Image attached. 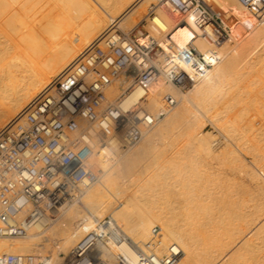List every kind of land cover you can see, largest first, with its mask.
<instances>
[{
    "label": "bare ground",
    "instance_id": "1",
    "mask_svg": "<svg viewBox=\"0 0 264 264\" xmlns=\"http://www.w3.org/2000/svg\"><path fill=\"white\" fill-rule=\"evenodd\" d=\"M208 1L233 9L238 19L234 40L219 47L221 61L200 80L187 85L185 92L160 77L144 99L141 90L126 94L121 99L123 107L140 102L153 115L143 140L123 153L129 148H124L120 136L107 137V143L98 146L90 157L99 171V180L72 192L68 200L51 210L55 216L48 210L26 237L0 236V252L33 254L45 264H68L72 247L98 229V221L109 215L115 220L113 231L119 240L109 231L102 235L92 252L96 264H122L118 258L136 264L139 250H147L152 241L156 225L163 230L159 251L174 252L177 256L173 264L263 263L256 241L264 237L260 235V229H264V172L260 174L258 167L248 165L251 162H243L234 147L231 157L228 155L230 162L225 161L228 152H221L220 141L201 130V114L194 110L193 103H201L204 107L200 105V109L205 112L217 108L210 119L222 121L233 130L236 123L230 112L242 102V93L234 92L236 85L248 82L263 88L259 85L264 80L260 72L252 78L250 74L264 62V15L251 11L239 0ZM151 2L0 0V131L89 45L112 30L137 26L148 14ZM176 15L170 4L160 5L155 19L143 32L159 37L160 26L170 31L178 46L194 42L204 52L214 47L198 35L199 28L190 16L185 24L176 26ZM131 82L124 74L118 77L107 89L110 102L117 101ZM251 85L248 87L254 88ZM166 93L177 98L176 107L166 105ZM249 121L254 124V119ZM158 134L162 146L149 152ZM185 135L188 141L182 144ZM210 158L232 164V173L212 166ZM241 193L248 194V199ZM234 226L239 229H232ZM49 250L52 253L46 255Z\"/></svg>",
    "mask_w": 264,
    "mask_h": 264
},
{
    "label": "built area",
    "instance_id": "2",
    "mask_svg": "<svg viewBox=\"0 0 264 264\" xmlns=\"http://www.w3.org/2000/svg\"><path fill=\"white\" fill-rule=\"evenodd\" d=\"M264 15V0H239ZM177 11L176 26L190 16L200 33L214 47L201 51L194 43L178 46L168 29L160 36L138 24L129 31L112 30L89 45L72 65L54 79L40 95L0 131V236L24 238L48 211L68 200L75 190L99 180L90 157L107 137L120 136L124 147L143 139L151 114L137 102L122 106L126 94L141 90L144 99L163 77L178 88L200 80L222 59L219 47L234 40L238 21L233 9L208 0H154L144 18L155 19L160 5ZM124 74L131 84L117 101L110 102L107 89ZM173 107L171 93L163 97ZM83 119L86 124H81ZM55 216V215H54ZM71 249L68 264H96L92 255L99 239L109 231L119 240L115 220L107 215ZM116 230V229H115ZM162 227L156 225L147 250H139L136 264H173L176 254L159 251ZM115 232V234H114ZM119 263L126 261L118 258ZM0 264H45L33 254L0 252Z\"/></svg>",
    "mask_w": 264,
    "mask_h": 264
},
{
    "label": "rangeland",
    "instance_id": "3",
    "mask_svg": "<svg viewBox=\"0 0 264 264\" xmlns=\"http://www.w3.org/2000/svg\"><path fill=\"white\" fill-rule=\"evenodd\" d=\"M141 0H138V2H140ZM154 0H152V2H153ZM151 2V3H152ZM151 3H150V5H151ZM150 22V19H147V21H144V17H143V19L141 20V22L139 23V24H141L140 26L142 27L143 25V28L144 29H147L148 30V28L146 27L147 26V23H149ZM133 27H135L133 24L132 25H130L129 27H126V28H120V29H122V30H125V31H129L130 29H132ZM232 43H234V42H232ZM262 63H259V65H257L256 67L258 68L256 71H254V72H252L251 74H250V78H252V77H254L255 75L254 74H256V75H258V73L260 72V73H262V74H260L259 73V75L260 76H262V78L264 79V62L263 61H261ZM261 65L263 66V68L261 67ZM258 66H260V67H258ZM261 68V69H260ZM260 70V71H259ZM256 72V73H255ZM258 72V73H257ZM253 75V76H252ZM251 85L250 83H248V82H241V83H238V85H236V90L234 91L235 93L238 91V92H240V93H242V95H241V100L239 101V105H241L242 106V104H243V106L241 107V106H239L238 104V107L236 106L234 109H233V111L232 112H230V116H232L231 118H233V119H235V125H234V127H233V130H228L227 129V126H225V123L223 124L222 123V121H220V122H218V121H216V120H213V118H211L210 119V116L212 115V117H213V113H215V110L217 109V108H215V109H210L209 111L210 112H208V110L207 109H205L206 110V112L205 111H202L203 109L201 108V107H204L201 103H199L198 101V103L196 102V101H194L195 103H193V108H194V110L197 112V114L199 115V114H201V115H199V117H200V120H199V123H198V125H199V127L201 128V130L204 132V133H210V134H212L213 136H214V138L216 139V141L217 142H219V144L221 145H219L220 146V148H219V150H221V152L223 151L224 153L225 152H228V153H226V154H224L225 155V157H223L224 159H227V160H225V161H229L230 159H229V157H228V155L231 157V155H232V148H233V150L234 151H236L237 152V155L239 156V155H241L240 157H242V161L243 162H245L246 164L249 162H251L250 164H248L250 167H252V168H255V169H257L256 167H258V171H259V173L260 174H263V170H262V167H264V117L262 118L261 117V115L262 114H264L263 112H264V110L262 111L261 109H263L264 108V80L259 84V85H261V84H263L262 86H263V88L262 87H258V85H253L254 86V88H251V87H248L249 85ZM241 85V86H240ZM245 85H246V87H245ZM252 86V85H251ZM252 86V87H253ZM253 89H255V90H253ZM263 89V90H262ZM181 90H183L182 92H185L186 91V89H184V88H181ZM251 90L253 91V93L251 92ZM249 91H250V93H249ZM254 91H255V93L256 94H254ZM260 92V94H259V92ZM258 92V93H257ZM251 93H252V98H250V95H251ZM250 94V95H249ZM248 95V98H246V96ZM257 95V96H256ZM243 98V99H242ZM250 98V99H249ZM248 99V100H247ZM258 100V101H257ZM261 102H260V101ZM254 101V102H253ZM197 103V104H196ZM245 103V104H244ZM261 103V104H260ZM195 104V105H194ZM246 104H247V106H246ZM252 104H254V105H252ZM167 105V104H166ZM200 105H202L201 107H200ZM245 105V106H244ZM145 106V105H144ZM199 106V107H198ZM261 106V108H259ZM174 107V106H173ZM176 107V106H175ZM248 107V108H247ZM202 110H201V109ZM221 108V107H220ZM245 108V109H244ZM257 109V110H255L254 111V109ZM147 109V108H146ZM249 109V110H248ZM199 110H201V111H199ZM245 110V111H244ZM253 110V111H252ZM240 111H242L241 112V115H239L240 113H238V112H240ZM252 111V112H251ZM256 111H259V112H261V114H259L258 112H256ZM202 112V113H201ZM213 112V113H212ZM237 112V113H236ZM246 112V113H245ZM251 112V113H250ZM150 113V112H149ZM258 113V114H257ZM151 114V113H150ZM205 115H207V116H205ZM248 115V116H247ZM151 116L153 117V115L151 114ZM239 116H241V117H239ZM256 116H257V118H256ZM261 117V120H259L260 119V117ZM151 117V118H152ZM252 117H254L253 119H254V124L252 123V121L250 122L249 120H253L252 119ZM259 117V118H258ZM205 119V120H204ZM215 121V122H214ZM247 121L249 122V123H247ZM222 123V124H221ZM251 123V124H250ZM250 124V125H249ZM220 125H221V127H220ZM222 125H224V127L222 126ZM239 125V126H238ZM250 127H249V126ZM253 125V126H252ZM256 125V126H255ZM202 126V127H201ZM225 128V129H223V128ZM235 129V130H234ZM237 129V130H236ZM251 129H252V131L253 132H251ZM254 129V130H253ZM248 130V131H247ZM234 131V132H233ZM236 134H237V136H236ZM239 134V135H238ZM247 134V135H246ZM249 135V136H248ZM186 136V135H185ZM229 136V137H228ZM232 136V137H231ZM239 136V137H238ZM236 137V138H235ZM250 137H252V139L250 138ZM144 138V137H143ZM182 138L185 140V141H183L182 140ZM259 138V139H258ZM188 137L186 136V137H181V141H182V144L184 143V142H187L188 140ZM143 140V139H142ZM141 140V141H142ZM160 136H159V134H158V136H157V139L153 142V146L152 147H150V149H149V152H151V151H153V150H156V149H160L159 147H161L162 145H161V142H160ZM244 140V141H243ZM250 141V142H249ZM260 142V143H259ZM241 143H243L242 145H241ZM247 143V144H246ZM259 143V144H258ZM240 146V148H238L239 146ZM261 145V146H260ZM228 146V147H227ZM230 146H232L231 148H229ZM236 146V147H235ZM248 146V147H247ZM124 148H129V146L128 147H124ZM132 147H130L128 150H126V151H123V153H126V152H128L130 149H131ZM223 148H228V149H223ZM250 148V149H249ZM231 149V150H230ZM238 149H239V151L240 152H238ZM259 149V150H258ZM263 149V150H262ZM227 150H230V152L229 151H227ZM242 150H243V152H242ZM247 150V151H246ZM233 151V153L235 154L236 152H234ZM251 152V153H250ZM231 153V154H230ZM238 153H240V154H238ZM259 154H260V156H259ZM256 155V156H255ZM262 156V157H261ZM210 159H212V161L210 160ZM210 159H207L209 162L211 161V163L210 164H212V166H215V165H217V166H219V167H221V168H226L227 169V171L231 174L232 173V171H231V169H230V167H231V165H230V163L229 164H227V162L226 163H224V160H222V159H218V158H210ZM217 159V160H216ZM244 159V160H243ZM223 161V162H220V161ZM261 160V161H260ZM218 161V162H217ZM248 161V162H247ZM230 162V161H229ZM258 162H259V164H258ZM219 163V164H218ZM224 163V164H223ZM221 164V165H220ZM261 165V166H260ZM216 167V166H215ZM229 167V168H228ZM260 168H261V170H260ZM264 175V174H263ZM228 176H230V175H228ZM229 178V177H228ZM241 195H243L244 197H245V199H248V194H245V193H241ZM243 196H241V197H243ZM244 199V198H243ZM242 200V199H241ZM251 203H253V202H250V203H248V204H251ZM247 210V209H246ZM240 218V220L237 218V220H239V221H241V224H242V222H244V221H242V218L241 217H239ZM237 223H238V221H236ZM241 224H240V222L238 223V226H240L241 227ZM232 229H236V230H238L239 228H237V226H234V227H232ZM260 230H262L261 231V233H260V235L261 234H264V233H262L263 231H264V229H260ZM261 237L263 238V239H258L257 241H256V243L258 244L257 246H258V248H257V253L260 251V253H259V255L261 256L260 258H261V260L263 261V263L262 264H264V256H263V258H262V254L264 253H261V251L264 249V237H263V235H261ZM262 246V248L260 247V246ZM47 254L46 255H50L51 253H52V251L51 250H49V252H46ZM264 255V254H263Z\"/></svg>",
    "mask_w": 264,
    "mask_h": 264
}]
</instances>
